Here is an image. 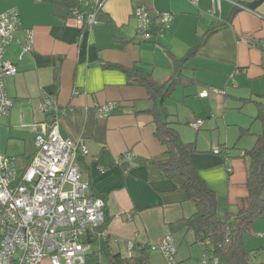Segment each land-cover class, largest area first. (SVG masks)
Returning a JSON list of instances; mask_svg holds the SVG:
<instances>
[{
	"label": "crops",
	"instance_id": "obj_1",
	"mask_svg": "<svg viewBox=\"0 0 264 264\" xmlns=\"http://www.w3.org/2000/svg\"><path fill=\"white\" fill-rule=\"evenodd\" d=\"M139 1L152 17L147 41L137 37L138 0H107L93 28L77 25L73 15L88 11L89 0H0V15L15 11L20 22L3 55L16 74L4 78L12 104L0 118V156L14 158L20 170L27 167L35 137L50 119L39 104L51 98L58 109L60 136L80 139L88 150L74 162L81 182L87 184L86 194L100 195L104 202L107 247L120 255L129 241L157 243L171 233L169 224L190 217L195 206L185 191L143 164L163 152L153 135L154 103L143 87L111 66L148 73L162 84L176 63L183 62V74L194 81L175 87L164 109L158 110L176 122L174 127L181 125L177 131L184 142L196 144L190 162L216 194L221 220L237 212L246 195L247 161L242 154L261 132L254 123V102L264 103V2L253 11L243 7L252 0H222L220 10L212 14V0ZM161 13L173 16L168 29L160 28ZM27 30L33 33V48L22 54ZM211 30L215 33L209 34ZM210 89L215 96L208 97ZM203 92L207 98L200 96ZM111 103L118 108L108 117L96 111ZM195 120H201L202 127L195 137L186 135L183 123ZM250 129L255 136H241ZM215 147L222 152L213 154ZM173 236L176 260L199 264L203 248L193 232ZM243 242L255 254L252 264L264 262V219L253 223ZM98 246L96 250L102 249ZM144 257L146 264H167L160 254L148 252Z\"/></svg>",
	"mask_w": 264,
	"mask_h": 264
},
{
	"label": "built area",
	"instance_id": "obj_2",
	"mask_svg": "<svg viewBox=\"0 0 264 264\" xmlns=\"http://www.w3.org/2000/svg\"><path fill=\"white\" fill-rule=\"evenodd\" d=\"M106 1L89 0L88 11L73 12L77 25L86 24L93 28ZM221 1L212 0V14L220 10ZM134 17L137 37L147 41L152 17L139 0ZM172 20L169 13L158 16L162 29H168ZM19 23L15 11L0 15V118L8 115L12 104L5 91L4 78L16 74V67L5 61L3 55L14 41ZM32 48L33 33L27 30L22 54ZM200 96L206 97L207 93ZM39 108L49 112L50 119L35 137V153L27 167L20 170L14 158L0 156V264H42L44 260L49 264H86L87 255L95 250L96 245L85 240L103 226L104 202L86 194L87 184L81 182L82 174L74 160L76 156L88 155L83 142L60 136L58 109L51 98H43ZM117 108V103H111L97 106L96 111L106 118ZM189 126L197 130L202 121L195 120ZM211 151L215 155L222 152L218 147ZM227 171L230 173L231 169ZM104 237L102 232L98 241ZM144 248L162 255L167 264H178L173 235L168 234L154 244L136 245L129 241L122 257L129 260ZM96 251L101 254L100 250ZM101 257L102 264H109L103 254ZM199 264H219V261L212 254L203 253Z\"/></svg>",
	"mask_w": 264,
	"mask_h": 264
},
{
	"label": "trees",
	"instance_id": "obj_3",
	"mask_svg": "<svg viewBox=\"0 0 264 264\" xmlns=\"http://www.w3.org/2000/svg\"><path fill=\"white\" fill-rule=\"evenodd\" d=\"M263 2L264 0H252L243 7L254 11ZM214 33L215 30H211L209 34ZM111 67L120 68L127 74L131 84L143 87L148 93L149 100L154 103V109L150 111L153 118V135L163 147V152L159 158L145 160L143 164L172 181L177 189L185 191L195 206V212L190 217L169 224L170 235L182 230L192 231L195 242L203 248V253L215 256L219 264H252L255 254L245 249L243 241L246 235H251L253 223L264 219V103L254 102L256 106L254 120L261 123L262 130L256 135L253 147L242 154L247 161L246 195L241 199L240 209L234 213L228 212L225 219L221 220L217 216L216 194L200 179L190 162V156L197 152L196 144L184 142L174 127L176 122L162 117L158 110V107L164 109L163 103L174 92L175 87L179 85L183 87L194 81L183 74L185 69L183 62L176 63L172 76L162 84L155 83L148 73L118 66ZM250 134V130L241 131V136ZM91 197L102 199L97 194ZM105 223L106 221L85 241L101 246V254L109 264H146L144 254H148L149 251L145 248L135 252L128 260L119 253L108 250L107 235L99 242L98 236L103 232ZM101 254L95 249L87 255L86 264H102ZM178 264L183 263L178 262Z\"/></svg>",
	"mask_w": 264,
	"mask_h": 264
},
{
	"label": "rangeland",
	"instance_id": "obj_4",
	"mask_svg": "<svg viewBox=\"0 0 264 264\" xmlns=\"http://www.w3.org/2000/svg\"><path fill=\"white\" fill-rule=\"evenodd\" d=\"M186 74H187V73H186ZM178 90H179V89H178ZM213 91H214V90H212V89L209 90L208 97H209V96H215V95L213 94ZM177 92H178V91H177ZM177 92L174 93V96H173L174 98H175V96H177V94H178ZM219 92H220L221 94L223 93L222 91H219ZM224 94H225V93H224ZM222 95H223V94H222ZM204 98H207V96L204 97ZM227 101H230V100L228 99ZM254 123L257 124V126L260 128V131H261V130H262L261 123H260L259 121H255V120H254ZM180 126H181V125H178V123H177V125H175V129L180 128ZM182 126H183L182 128H184V131H185V134H186V135H188V136H191V135H192L193 137H195L194 135H195V133H196V132H195L196 130L192 129L189 125H186V124H184V123H183ZM257 126H256V130L259 129ZM252 130H253V129H252ZM198 133H199L200 136H203L202 131H199ZM250 133H251L252 135H247V137H249V136H255V135L253 134V131H251V129H250ZM207 136L209 137L210 135H207ZM211 136H212L213 139H215V135H211ZM245 136H246V135H245ZM245 136H244V137H245ZM255 137H256V136H255ZM255 141H256V140H255ZM230 148H232V146H230ZM249 149H251V148H249ZM234 151H235L234 149L231 150V152H234ZM226 152H228L227 149L224 151V153H226ZM94 248H95V247H94ZM221 264H222V263H221ZM255 264H257V263H255Z\"/></svg>",
	"mask_w": 264,
	"mask_h": 264
}]
</instances>
